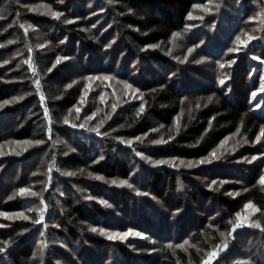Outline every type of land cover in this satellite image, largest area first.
<instances>
[{
  "label": "trees",
  "instance_id": "obj_1",
  "mask_svg": "<svg viewBox=\"0 0 264 264\" xmlns=\"http://www.w3.org/2000/svg\"><path fill=\"white\" fill-rule=\"evenodd\" d=\"M66 1H69L71 13L79 16L92 8L90 3H95L105 12L112 31L111 35L104 34L101 42H95L75 27V23L58 25L57 39L61 42L63 37H69L65 51L70 56H77L69 67L78 66V72L113 73L133 83L144 92V111L137 115V111L122 108L123 112L130 113L122 115L113 131L100 132L106 135L89 128L73 127L64 123L70 91L56 85V81L64 78L62 69H53L49 73L40 70L41 79L34 76L39 81L38 87L31 79L30 70L24 76L23 68L20 71L13 69L11 73L18 75L17 79L7 82L0 68V102L24 97L0 111V141L6 138L44 141L34 144L22 156L8 157L10 163L7 159L1 160L0 209L6 206L24 212L30 206H41L38 197L30 198L29 204H26L29 198L9 199L28 180L42 178L49 187L43 195L49 208L48 230L32 222L39 217V212H25L32 219L17 221L10 228L0 226V247L6 248L0 252V264H28L39 241L48 248L46 264H201L207 253L225 239L230 248L221 253L214 264H240L243 255L239 248L243 237L256 240L246 252L251 255V262L255 258L256 263L264 264V246L261 247L264 230L247 227L244 232L236 231L234 237L228 235L243 202V194H248L260 209L259 216H251L249 221L259 220L261 225L264 221L261 214L264 211V186L257 182L262 171L258 162L244 164L237 159L259 152V148L250 145L264 126V109L253 110L251 104L252 94L261 88L264 77V37L259 44L256 42L240 53L235 63L230 64L231 60L227 59L231 56L228 49L234 45L236 36L249 28L248 19L264 12V0H226L221 17L196 22L193 26L188 23V13L195 3L208 0ZM3 6L10 11L11 3ZM61 6L63 4H57V7ZM19 9L11 11L15 18ZM22 11L31 21H41V28L48 24L38 14H27L26 8ZM186 23L189 24L187 43L195 46L200 55L221 58L224 62L222 76H229L226 87L214 80L206 83L211 75L204 79L198 75L201 66L199 69L198 66H181L166 54L172 34ZM29 37L33 39L31 35ZM11 39L15 41L14 46H6L0 53L13 52L16 45L26 41L22 30L15 25L0 24V43ZM111 39L115 41L113 49L108 51L102 43ZM14 61L16 58L11 63ZM213 93L212 101L208 102L207 97ZM184 109L191 111L185 113L177 128L174 122ZM152 118L164 124V138L167 139L164 144L151 143L157 137L151 132ZM49 126L52 129L50 138ZM238 131L249 145L240 154L228 156L216 164L176 169L166 163H154L171 158L196 160L207 157L226 137ZM145 133L147 136L143 140L133 141L130 145L125 142L137 136L142 138ZM101 156L104 159H100ZM145 157H150L152 162ZM53 160L56 172L51 173L49 185L48 169ZM86 163H93L89 167L93 174L113 180L129 178L133 187L120 188L100 179H88ZM69 171L77 172V175L63 174ZM137 172L136 179H131ZM221 179H226L224 184L228 192L216 189L215 185L209 187L213 180ZM143 181L149 191L137 199L133 192H137L138 184ZM78 184L86 189L81 190ZM126 190L132 193L131 197L120 200V194ZM97 199L107 200L112 206L105 207ZM224 206L227 211L223 210ZM176 209L180 211L177 213ZM94 227L110 231L131 228L146 233L147 238L132 236L125 242L114 241L92 231ZM24 228L29 231L21 234ZM6 240L10 241L7 245L4 244ZM184 241L188 243L184 244ZM169 242L172 247L168 246ZM180 244H183L182 248L176 247ZM237 258L239 262H235Z\"/></svg>",
  "mask_w": 264,
  "mask_h": 264
},
{
  "label": "rangeland",
  "instance_id": "obj_2",
  "mask_svg": "<svg viewBox=\"0 0 264 264\" xmlns=\"http://www.w3.org/2000/svg\"><path fill=\"white\" fill-rule=\"evenodd\" d=\"M226 0H214V3H212L211 5H208L210 7L213 8L212 12H205L203 10V8H196L194 7V5L197 4H201V5H207L208 1L204 2V3H195L191 9V13H192V17H187V20H189V24L196 25L193 23L196 22H201V21H206V20H211L215 17H221L220 13H221V8L224 6ZM57 2L58 5L63 4V7H57V4H55ZM7 3H11V9L9 11V9H4L3 4H7ZM219 4V10H215L216 9V5ZM89 6H92L91 9H89L88 11H86L85 14L79 16V15H75L71 13V8L69 5V1L63 0V2L61 3L60 0H5V1H0V14L3 15V19H0V24H5L6 27L10 26H16L17 28L21 29L24 36L26 37V41L22 42L19 45H16V47L11 51L6 52H1L0 56H3L0 59V68L1 70H3L4 72V76H6L4 79H6L7 82H13L17 79L16 76L18 75H13L11 73V71L13 69H18L19 71L21 70V68H23V75L26 76L28 73V71L30 70V72L32 73L31 79L35 80V77L38 78V80L41 79V73L40 70L42 72H45L48 70V68H51L53 63L56 61L57 57H61V61L59 64L56 65L55 68L53 69H62L63 70V74L61 76H63L64 78H62V80H58L56 81V85L57 87L60 88H64L65 90H69L70 91V97L69 100L66 101V105H65V112H64V118L65 116H67L69 118V120L71 121L70 125L72 124H85L84 128H94V127H99L100 128V132L102 131H113L114 128H116L115 125H117L118 121L121 119L122 115L125 113L122 111V108L124 107H128L130 109L131 112L137 111L139 110V107L141 105V103H143L144 105V92L142 90H140L139 93H136L134 91V89H137L138 87H136L135 85H133V83H130L129 81L125 80L122 77L116 76L115 74H110V73H104L101 71H79L78 72V66H71V68L69 67L70 64L73 62H75L77 60V56L73 55L70 56L69 53H67L65 50L66 48H68V45L66 41H69V37H63V40H61V42L57 39L59 36V32H58V25L60 24H64L66 23L65 21L71 20L73 21L72 23H75V27L79 28L80 30H83L88 37L92 40H94L95 42H101V37L105 35H111L110 33L112 32L110 29V23L108 22V20H106V14L102 9H98L95 6V3H90ZM35 7V11L32 10V8ZM13 8H21V10L19 9V13L17 14L16 18L14 17V15H12L11 11L13 10ZM22 8H26L28 10L27 14H31L32 16L35 14H38V16L40 18H42L43 20H47L48 24H45V28H41L40 27V23H37V21H31L30 17H25L23 16L25 13H23ZM50 12H60L62 13V15L60 16L59 19L53 17ZM74 13V12H73ZM262 13L264 12H258L256 16H253L255 19H248L249 22V28H246L245 31L240 32L235 39V43L231 48H239L240 51L239 52H231V56H229L227 59L228 60H239V54H243L245 51H247V48L251 47L253 44H255L256 42L259 44L260 40L262 37H264L263 35V22H264V18L262 17ZM202 17V19H201ZM32 19H34L32 17ZM194 21V22H193ZM186 23L184 27H182L179 31H177L176 33H181V35L179 36H172L171 38V42H170V48L168 51H166L167 55L170 57L175 58L178 62H180L181 66L185 65V66H201L202 70L200 71L199 69V74L203 79L204 77L206 78L207 75H211L210 77L207 78L206 83H211V80H214V82H216V84H219V81L221 79H223L225 81L223 87H226L228 80H229V76L225 75L222 76V72L224 71V67H221L220 65L223 64L224 62H222V59H210L206 56L200 55L197 52V49L194 46H191V44L187 43V33H188V27L189 24ZM198 24V23H197ZM29 25H31V27L28 28V31L25 32V27H28ZM190 26V28L192 27ZM53 31V32H52ZM29 35H31V37L33 39H30ZM249 36H253L255 37V39H252L250 41H248V37ZM237 37L240 38V41H248L247 45L245 46L244 44H241L240 42L237 41ZM66 38V39H65ZM14 39L8 40L4 43H0V51L4 50L5 48H7L6 46L12 45L14 46ZM99 40V41H98ZM115 39H111L109 40L107 43H102V45H106V44H110V47H104L105 49H107L108 51L113 49V43H114ZM40 45H43V47H39ZM78 46V43H77ZM192 48V52L189 53L188 49ZM103 49V50H105ZM78 50V49H77ZM230 53V52H229ZM63 57H68L67 60H64ZM177 57H179V59H177ZM201 57H205L206 59L203 61H200ZM16 58V61H14V63L12 64V60ZM31 59L32 60V64L29 65L28 63H26L27 60ZM4 61H8L7 64L4 63ZM196 61H200L199 63H196ZM11 63V64H10ZM225 66V65H224ZM35 69V71L33 70ZM52 69V70H53ZM197 69V70H198ZM0 70V71H1ZM48 72V71H47ZM11 73V75H10ZM49 73V72H48ZM34 74V75H33ZM104 75H110L112 77V79L110 80H103L102 77ZM35 76V77H34ZM88 76H92L94 77L91 81L83 79L84 77H88ZM96 76H100L101 79H95ZM60 78V77H59ZM13 80V81H12ZM75 80L77 81V83L72 84V87L67 88L65 87L68 84H71L72 81ZM125 82L127 84H131L133 86L132 89H126L125 87ZM88 86L87 88L85 86ZM221 85V84H220ZM222 86V85H221ZM139 89V88H138ZM142 94V95H141ZM101 95H103L104 99L101 100ZM81 96L84 97L83 101H81ZM139 97L138 99H133V97ZM11 100V99H10ZM16 102V101H15ZM13 103H8V104H3L2 107H0V111L2 109H4L6 106L12 105ZM260 104V107H256L257 104ZM115 104L117 105L116 109L113 110L112 109V105ZM253 105V110L259 111L262 108L264 109V77H263V82L261 85V88L256 92L255 97H252V104ZM75 106V107H73ZM79 107L81 109L79 115L77 116V113L75 111V108ZM69 109H72L71 113L69 112ZM121 111V112H120ZM126 112V113H130ZM189 110H182L180 112V114L176 117V121L175 126L178 128V126L182 123L183 117L186 114H188ZM96 112L97 115L95 117H93L91 120H86L85 118L87 116H90L91 113ZM125 113V114H126ZM108 117H111L110 119ZM103 121V124L101 126V122ZM151 132H154L155 134H157V137L155 139H152V141H164V142H158L155 144H164L166 142V138L165 134V127L164 124L154 118L151 119ZM161 125H163V127H161ZM176 128V129H177ZM153 129H155V131H152ZM147 135H142L140 138V140H143V138H145ZM258 136H260V140L259 142H257V137L254 141V143L250 146H256L257 148H259V152H257L258 154H251L248 153L247 160L243 159L245 156H240L239 158H237L240 162L246 164L249 163L248 161L250 160L251 162H255L257 163V166H259V169L262 171L259 175V177L261 175H264V135H261V133L258 134ZM131 140L133 141H138L133 139H127V141ZM26 140H22V141H17V140H12L11 138H6L3 141H0V163H2V159H7V163H10L11 159H9L10 157H15V156H22L23 154L27 153L33 146L34 143L31 145H26L23 142ZM28 141V140H27ZM223 144H220L218 147H216L207 157L208 159H211L212 162L211 163H206V164H199L198 161L200 159H196V160H185V159H180V158H171L170 160H167L166 165H168V167L171 168H189L187 167V164L189 161L193 162L194 166L189 168V169H193V168H202L204 166H210L211 164H216L219 161H223L226 160L228 158V156H232L236 153H239L244 151V149L246 148L247 145H249V143L246 141V138L240 134V131H238L237 133L230 135L228 137H226L223 140ZM238 142V143H237ZM152 143V142H151ZM132 144V143H131ZM154 144V143H152ZM235 148V151H233L232 149ZM27 149V150H25ZM215 151L216 155H218L220 158L219 159H215L211 154ZM252 156H256L257 159L256 160H252ZM9 157V158H8ZM18 158V157H17ZM9 159V160H8ZM15 159V158H14ZM14 160H12L13 162ZM181 161H183L184 163H180ZM53 164V162L51 163ZM93 163H86V165H84L85 167V171H87L86 176L88 177V179H98L97 175L93 174L92 171H90V165H92ZM179 165L178 167H174L173 165ZM52 166V165H51ZM22 169V168H21ZM56 168L52 169V173L56 172L54 171ZM20 171V169H19ZM18 171V175L20 174V172ZM89 173H92V175L90 176ZM40 174V173H38ZM134 174V173H133ZM33 176V174L31 175ZM76 176V175H75ZM133 176V175H132ZM136 176H138V172L136 174H134L133 177H131V179H136ZM103 177V181H105L107 184H111L112 186H114L111 181L113 179H108L104 176ZM259 177L257 178V182H259ZM40 178V177H39ZM122 179H127L129 181L130 184H132V182L129 180V178H122ZM99 180V179H98ZM101 180V179H100ZM121 180V179H120ZM226 180V179H225ZM224 179H221L219 181H216L215 184L212 183V186L215 185L216 189H223V191H225L227 188H225V181ZM232 180V179H229ZM119 181V178L118 180ZM214 181V180H213ZM43 182V183H41ZM239 182V181H237ZM144 183V181H143ZM140 183L138 184V190L139 192H133L134 195L137 197H144V194H148V186L146 185V183ZM262 186H264V184L260 183ZM133 185V184H132ZM78 188H80L81 190L86 189L85 187L81 186L80 184L77 185ZM115 186H118L120 188L126 186L125 188L131 189L129 188L127 185L124 186H120L119 184H116ZM21 187L24 188H28L31 191H35L38 193H41L42 196L44 195L45 190L44 189H48L49 187L48 185L45 184V180L40 178H33V180H28L26 181V183H23L21 185ZM19 187V188H21ZM18 188V189H19ZM225 192H228L227 190ZM244 193H246V191H244ZM131 192L129 190L123 191L120 194V200H123L122 198H126L128 199V197H131ZM243 202L241 203V205L238 207V212L241 213L244 216H257V214L260 213V211L254 213L253 215H249V209H246L244 207V205L248 202L251 201L250 198L248 197V194H243ZM13 196V195H12ZM20 196L18 192H16V195L13 196L14 198ZM22 197V196H20ZM24 199L29 198L26 200V204L28 201H31L30 198H33L31 196H23ZM22 197V198H23ZM138 199V198H137ZM9 199H7L8 201ZM99 202L101 201V199H97ZM103 200V199H102ZM6 201V202H7ZM45 201V200H44ZM105 201V200H104ZM46 202V201H45ZM107 202V200H106ZM253 203V202H252ZM6 204V203H5ZM254 204V203H253ZM105 207H109L112 206L110 203L107 204H102ZM125 207V204L122 205V208ZM36 208H38V206H30L29 209H33L32 211H22V210H17V209H12L10 210V208L3 206L0 211L3 212H8L10 214H15L18 212H23L24 215L30 214L31 212L33 214L38 213V211H36ZM224 211H227V207H222ZM257 208V207H256ZM126 209V208H125ZM27 214H26V213ZM262 214V218L264 220V211L261 212ZM259 216V215H258ZM257 216V217H258ZM36 218H38L36 216ZM49 208L47 207V211L45 212V219L42 222V224H38L43 226L45 229L48 230V226H49ZM17 221H22L21 219H14V220H9L6 217H0V226H3L4 228H10V226L15 225V222ZM262 226H264V221ZM247 225L243 228L237 229L236 231H241L244 232L245 229H247ZM97 229L98 234L103 235L104 237L108 238V234L112 233V232H123L124 230H115V231H110L107 230L105 228H101V227H94ZM100 229H105L107 230V232H101ZM235 233H233L230 236H233ZM229 235V234H228ZM130 237H132V235H130L126 240H121V241H127L130 239ZM234 237V236H233ZM231 237V238H233ZM259 238H261V235H258ZM243 243H241V247L239 248V252L243 255H241L243 257V261H251V255L247 254V249L248 246L252 247V244L256 243V240H252L247 239L246 237H243ZM109 239V238H108ZM111 240V239H110ZM259 239H257L258 241ZM114 241H120V240H114ZM262 242V241H261ZM41 242L39 241V245L38 247L35 249V252L33 254V256L31 257V259L29 260L28 264H41V261L43 262V264H46V250L48 248L43 247L42 244H40ZM258 245V242H257ZM219 246L222 247V244H220ZM264 246V242L262 243L261 247ZM230 248V244L228 246V248L226 250H228ZM224 250V251H226ZM224 251H222L221 253H223ZM220 253V254H221ZM48 255V254H47ZM220 256V255H219ZM219 256L213 261V264L219 259ZM254 259V260H253ZM252 259L251 264H258L255 261H257L255 258ZM241 261V260H240ZM235 262H239L238 258L235 259Z\"/></svg>",
  "mask_w": 264,
  "mask_h": 264
},
{
  "label": "snow or ice",
  "instance_id": "obj_3",
  "mask_svg": "<svg viewBox=\"0 0 264 264\" xmlns=\"http://www.w3.org/2000/svg\"><path fill=\"white\" fill-rule=\"evenodd\" d=\"M60 2L62 3L63 0H60ZM212 3H214V0H208V4H207V5L197 4V5H194V7H196V8H203V10H204L205 12H212V11H213V8L210 7V6H208V5H211ZM32 10L35 11V10H36L35 7H33ZM215 10H217V11L219 10V4L216 5V9H215ZM50 14H51L53 17L57 18V19H59L60 16L62 15V13H60V12H50ZM261 15L264 16V13H262ZM188 16H189V17H192V13H191V12L188 13ZM3 18H4L3 15L0 14V19H3ZM201 19H202V17H201ZM250 19H255V18H254V17H250ZM65 22H66V23H72L73 21L68 20V21H65ZM29 27H31V25H29L28 27H25V29H24L25 32L28 31V28H29ZM172 35H173L174 37H176V36L181 35V33H173ZM65 39H66V38H65ZM252 39H255V37H253V36H249V37H248V41H250V40H252ZM237 41L240 42L241 44H244L245 46H246L247 43H248V41H240V38H239V37H237ZM201 43H203V41H201ZM0 46H2V45H0ZM39 47H43V45H40ZM104 47H106V48H107V47H110V44H106V45H104ZM145 47H156V45H146ZM194 47H195V46H194ZM192 50H193L192 48H189V49H188V52L191 53ZM239 51H240L239 48H229V49H228V52H230V53H231V52H239ZM63 59H64V60H67L68 57H63ZM177 59H179V57H177ZM205 59H206L205 57H201V58H200V61H203V60H205ZM257 59H259V57H257ZM60 61H61V57H57V58H56V61H55V62L53 63V65H52V67H51V68H48L47 71H48V72H51L52 69L55 68L56 65L60 63ZM200 61H196V63H199ZM4 63L7 64L8 61H4ZM26 63H28L29 65H31V64H32V60L29 59V60L26 61ZM228 63H230V64H231V63H235V60H231V61H229ZM220 66H221V67H224L223 64H221ZM33 70L35 71V69H33ZM93 78H94V77H92V76H88V77H84L83 79H86V80L91 81ZM95 79H101V77H100V76H96ZM102 79L105 80V81H107V80L112 79V77H111L110 75H104V76L102 77ZM75 83H77V81L73 80L71 84H68V85H66L65 87L70 88V87H72V84H75ZM219 83H220L221 85H224L225 81H224L223 79H221V80L219 81ZM36 84H37V86L39 87V81H36ZM85 87L87 88L88 86L86 85ZM125 87H126V89H132V88H133V86H132L131 84H127L126 82H125ZM161 87H162V86H161ZM134 91H135L136 93H139V92H140V89L137 88V89H134ZM141 95H142V94H141ZM214 95H215V93H213L212 95H209V96L207 97V101H208V102H211L212 99H213V96H214ZM252 95H253V97H255L256 93L254 92ZM100 98H101V100H103V99H104L103 95H101ZM138 98H139V97H136V96L133 97V99H138ZM22 99H24L23 96L12 97L11 100H6V101H3V102H0V107H2L3 104L13 103V102H15V101H17V100H22ZM83 99H84V97L81 96V101H83ZM73 107H75V106H73ZM116 107H117V105H115V104L112 105V109H113V110H115ZM197 107H199V104H197ZM256 107H260V104L258 103V104L256 105ZM71 111H72V109H69V112H70V113H71ZM75 111H76L77 116H78L79 113H80V111H81V109H80L79 107H76V108H75ZM143 111H144V105H143V103H141V105H140V107H139V110H138V112H137V115H139V114L142 113ZM189 111H191V109H189ZM96 115H97V113H96V112H93V113H91L90 116H87L85 119H86V120H91V119H92L93 117H95ZM108 118L110 119L111 117H108ZM64 123H65V124H70V123H71V121L69 120V118H68L67 116H65V118H64ZM102 124H103V121L101 122V126H102ZM72 126H73V127L84 128V127H85V124H72ZM161 127H163V125H161ZM89 130H90V131H95V132H97L98 134H104V135H106V133H100V128H99V127L90 128ZM47 131H48V135H49V138H50V137H51V134H52V129H51L50 126L48 127V130H47ZM152 131H155V129H153ZM177 131H178V129H177ZM260 133H261V135H264V126H261ZM145 135H147V134L145 133ZM118 139H121V138L118 137ZM134 139H135V140H140V137L137 136V137H135ZM169 139H172V137L170 136ZM259 140H260V136H257V142H259ZM125 142H126L127 144H129V145L132 143L131 140H129V141H125ZM158 142H164V141H152V143H154V144H155V143H158ZM23 143L26 144V145H31V144H33V143L36 144V145H39V144H43L44 141H43V140H36V141H27V140H26V141H24ZM223 143H224V142L222 141L221 144H223ZM237 143H238V142H237ZM25 150H27V149H25ZM232 150L235 151V148H233ZM138 155H141V156H142L143 154H142V153H138ZM211 155H212L215 159H219V158H220L218 155H216L215 151H214ZM262 155H264V154H262ZM100 159H104V157L101 156ZM145 159H148L150 162H152L150 157H145ZM243 159L247 160V157H244ZM251 159H252V160H256L257 157H256V156H252ZM211 162H212L211 159H208V158H205V157L200 158V160L198 161V163L201 164V165H202V164H206V163H211ZM248 162L251 163L250 160H249ZM154 163L157 164V165H161V164H165V163H167V161H164V160H157V161H155ZM180 163H184V162L181 161ZM54 166H55V161L53 160V164H52V166H50L49 169H48V183H49V185L51 184V180H52L51 173H52V169H53ZM173 166H174V167H178L179 165L174 164ZM193 166H194L193 162L189 161L188 164H187V167L191 168V167H193ZM57 170H58V169H57ZM80 171H83V170H80ZM63 174H64V175H68V176H75V175H77V172L69 171V172H65V173H63ZM89 175L91 176L92 173H89ZM97 178L103 180V177H102V176H99V177H97ZM259 182L262 183V184H264V175H261V176L259 177ZM41 183H43V182H41ZM111 183H112L113 185L119 184L120 186L127 185L129 188L133 187V185L130 184L129 181H128L127 179H121V180H119V181H117V180H112ZM212 183L215 184L216 182L213 181ZM211 186H212V185L210 184L209 187H211ZM44 190H46V189H44ZM245 190H246V189H245ZM16 192H18L19 195L22 196V197H23V196H31V197H38V198L40 199V201H41V206L38 207V208H36V211L39 212V217H38L37 219L32 220V222L35 223V224H42V222H43L44 219H45V212L47 211V207H48L47 203L44 201V198H43L42 194H41V193H38V192H35V191H31L30 189H28V188H24V187H21V188L17 189V190L13 193V196L16 195ZM137 192H139V190H137ZM13 196H9V199H12ZM100 203H102V204H107L106 201H100ZM244 207H245L246 209H249V210H250V211H249V215H253L254 213L260 211V209L256 208V206L252 203V201H248V202L244 205ZM32 210H33V209H28V211H32ZM175 211L178 213V212L180 211V209H176ZM235 215H236V220H235V222L232 224V227H231V233H229V235H232L233 233L236 232L237 229L243 228V227H245L246 225H247L248 227H252V228H256V229L264 230V226L261 225V223L259 222V220L255 221V222H251V221H249V216H244V215H242V214L239 213V212H237ZM0 217H6V218L9 219V220H14V219L31 220V219H32V217L27 216V215H24L23 212H18V213H15V214H10V213H8V212L0 211ZM57 227H58V226H57ZM27 231H29V229H28V228H24V229H22L21 234H23V232H27ZM92 231H97V229H96V228H92ZM100 231H101V232H107V230H105V229H100ZM130 235H132V236H136V237H140V238H147V234H146V233H143V232H140V231H135V230H133V229H131V228H129V229L123 231V232H119V231L112 232V233L108 234V238L111 239V240H126ZM221 235L224 236V233H221ZM9 243H10V241H7V240L4 241V244H5V245H7V244H9ZM187 243H188L187 241H184V244H187ZM42 246H43V247H46L47 245H46V244H42ZM168 246H169V247H172L171 242H169V245H168ZM228 246H229V242H228L227 239H225V240L222 242V247H221V246H217V247L214 248L212 251L208 252L206 258L201 262V264H213V261H214V260L220 255V253H221L222 251L226 250V249L228 248ZM176 247H181V248H182V247H183V244L176 245ZM4 251H6V248L0 247V252H4ZM41 264H43L42 261H41ZM240 264H251V261H250V260H248V261H242V262H240Z\"/></svg>",
  "mask_w": 264,
  "mask_h": 264
},
{
  "label": "built area",
  "instance_id": "obj_4",
  "mask_svg": "<svg viewBox=\"0 0 264 264\" xmlns=\"http://www.w3.org/2000/svg\"><path fill=\"white\" fill-rule=\"evenodd\" d=\"M53 168H56V164H55V166Z\"/></svg>",
  "mask_w": 264,
  "mask_h": 264
}]
</instances>
